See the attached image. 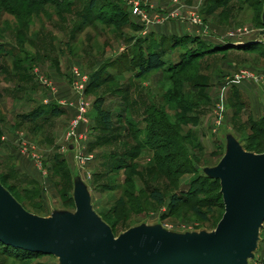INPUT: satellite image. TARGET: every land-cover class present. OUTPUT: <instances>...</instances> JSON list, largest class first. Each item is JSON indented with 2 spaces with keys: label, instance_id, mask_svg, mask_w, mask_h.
Segmentation results:
<instances>
[{
  "label": "rangeland",
  "instance_id": "1",
  "mask_svg": "<svg viewBox=\"0 0 264 264\" xmlns=\"http://www.w3.org/2000/svg\"><path fill=\"white\" fill-rule=\"evenodd\" d=\"M130 1L96 0L93 13L90 0H0V181L34 214L74 211L70 166L75 171L77 161L95 210L117 236L142 223L212 231L225 211L220 187L199 184V176L220 162L229 134L264 153V138L253 130L264 120L263 5ZM200 40L255 44L210 52ZM155 46L169 62L187 58L185 65L140 76L135 62ZM95 72L100 80L93 83ZM81 97L86 111L74 128ZM97 100L111 112V126L98 116ZM34 112L42 116L25 120ZM155 189L162 203L152 198ZM173 196L185 200L172 206ZM0 264L59 260L47 254L20 260L0 249ZM250 264H264V226Z\"/></svg>",
  "mask_w": 264,
  "mask_h": 264
},
{
  "label": "water",
  "instance_id": "2",
  "mask_svg": "<svg viewBox=\"0 0 264 264\" xmlns=\"http://www.w3.org/2000/svg\"><path fill=\"white\" fill-rule=\"evenodd\" d=\"M70 168L76 210L55 207L49 216L28 211L0 181L1 242L54 255L59 264H250L255 258L264 226V153L247 150L233 134L220 162L204 169L205 176L220 180L224 201L212 231L142 223L117 236L95 210L80 164Z\"/></svg>",
  "mask_w": 264,
  "mask_h": 264
},
{
  "label": "trees",
  "instance_id": "3",
  "mask_svg": "<svg viewBox=\"0 0 264 264\" xmlns=\"http://www.w3.org/2000/svg\"><path fill=\"white\" fill-rule=\"evenodd\" d=\"M106 1V0H105ZM220 1V0H219ZM261 5H263V8H264V0H261ZM99 6L97 5L96 3V0H90L89 2V6L88 8L90 9V12H93L94 13V10H96ZM213 8H216V7H213ZM98 10V9H97ZM214 10V9H213ZM212 10V11H213ZM211 11V12H212ZM99 11H97L96 13L99 14V18L101 16L100 13H98ZM262 12H263V9H262ZM262 12H260V24L263 25L262 23ZM264 26V25H263ZM187 38V39H186ZM185 40L184 38H180V36H175L173 37V39L176 41L182 39L180 41V43H185V42H188V40L191 42V43H198V41L193 37H186ZM165 41H167V38L164 39ZM200 43H203V46L202 47H210L212 46V49L210 50V52H215V51H222V50H225V49H228L229 47L230 48H243V49H248V48H253L254 44L251 45V44H245V45H229L228 47H219L218 45H211L209 44V42L207 41H202L200 40L199 41ZM220 45V44H219ZM201 48V47H200ZM5 49V46H4V43L0 40V54L4 51ZM159 47L158 46H155L153 48L152 51H149L147 53V55H143L141 56L142 59L136 63L135 62V65L136 67L140 68L139 69V75L140 76H144L148 73H151L153 71H156V70H159V69H165L167 68L168 66H180L181 64L185 65L186 61H187V58H180V60H176L174 62H169L167 59H165V57L162 56L161 52L158 51ZM182 65V67L180 68H183L184 66ZM100 80V74L99 72H95L93 75H92V81L93 83H96V82H99ZM95 108L98 112V116L101 118L102 122L104 124H106L107 126H111L112 124V115H111V112L107 109H104L101 104H100V101L97 100L95 102ZM57 112V110H56ZM42 115L34 112L32 113V115H27L25 116V120H37L38 117H41ZM254 134H255V137L256 138H264V120L261 121L260 124H255L254 126ZM264 140V139H263ZM199 180V184L202 182H213V184H215L216 186H219L220 187V192H219V195H218V198L219 200H222L219 205L220 206H223L224 208V201H223V196L221 194V184H220V180L218 179H213V178H210L208 176H199L198 178ZM196 195V192L192 194V196ZM151 196L152 198L159 202V203H162L163 202V196L162 194L160 193V191H157L156 189L153 190L151 192ZM185 199L181 198V197H177V196H173V199H172V206H175L176 203L178 202H181V201H184ZM174 201V202H173ZM192 209L193 211L198 215L200 216L201 218H206V214L203 213L200 209V206L198 205H193L192 206ZM0 249H2L4 251L5 254H8L10 256H13L14 258H17V259H20V260H30L32 258H35L39 255H42V253H36V252H33V251H29V250H25V249H22V248H17V247H13L11 245H7L3 242L0 241Z\"/></svg>",
  "mask_w": 264,
  "mask_h": 264
},
{
  "label": "built area",
  "instance_id": "4",
  "mask_svg": "<svg viewBox=\"0 0 264 264\" xmlns=\"http://www.w3.org/2000/svg\"><path fill=\"white\" fill-rule=\"evenodd\" d=\"M129 1H130V0H129ZM132 1H133V0L130 1L131 4H132ZM136 5H138V4L136 3ZM135 10H136V11H135L136 13L139 12L138 6H135ZM144 17H145L144 20H147V16L145 15ZM74 72H77V75H76V76H79V72H78V71H75V70H74ZM77 86H79V85L77 84L76 87H77ZM81 88H82V86H81ZM79 110H80V115H79V117L77 118V121L74 122V128L77 127V125L79 124L78 122H80L79 119L83 117V113L86 111L85 102H84V99H83L82 97L80 98ZM70 135H75V131L73 130V131L70 133Z\"/></svg>",
  "mask_w": 264,
  "mask_h": 264
},
{
  "label": "crops",
  "instance_id": "5",
  "mask_svg": "<svg viewBox=\"0 0 264 264\" xmlns=\"http://www.w3.org/2000/svg\"><path fill=\"white\" fill-rule=\"evenodd\" d=\"M177 33V32H176Z\"/></svg>",
  "mask_w": 264,
  "mask_h": 264
}]
</instances>
